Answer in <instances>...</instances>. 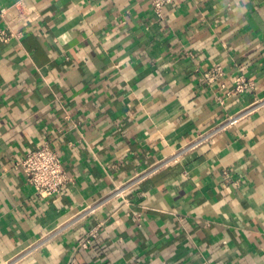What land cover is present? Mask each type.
<instances>
[{"label": "crops", "instance_id": "obj_1", "mask_svg": "<svg viewBox=\"0 0 264 264\" xmlns=\"http://www.w3.org/2000/svg\"><path fill=\"white\" fill-rule=\"evenodd\" d=\"M0 10V264H264V0ZM42 145L46 198L13 166Z\"/></svg>", "mask_w": 264, "mask_h": 264}, {"label": "built area", "instance_id": "obj_2", "mask_svg": "<svg viewBox=\"0 0 264 264\" xmlns=\"http://www.w3.org/2000/svg\"><path fill=\"white\" fill-rule=\"evenodd\" d=\"M177 0H148L149 5L155 16L163 18V8L166 5L173 4ZM6 10H0V42H7L18 32H15L5 23L4 17ZM214 74L209 78H215L222 74L221 68L216 66ZM252 83L241 77L235 78L234 90L240 92L245 89H251ZM14 168L22 171L26 180L33 186L40 197L58 195L67 181L66 173L63 169L58 154L47 145L37 146L29 150L25 156L13 163ZM96 229L90 230L79 242L80 247L88 248L94 238H96Z\"/></svg>", "mask_w": 264, "mask_h": 264}]
</instances>
